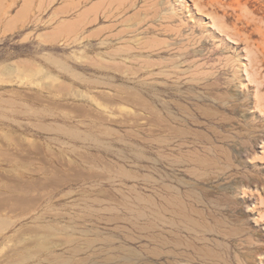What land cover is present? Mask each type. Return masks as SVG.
I'll return each mask as SVG.
<instances>
[{
    "label": "rangeland",
    "instance_id": "rangeland-1",
    "mask_svg": "<svg viewBox=\"0 0 264 264\" xmlns=\"http://www.w3.org/2000/svg\"><path fill=\"white\" fill-rule=\"evenodd\" d=\"M0 264H264V0H0Z\"/></svg>",
    "mask_w": 264,
    "mask_h": 264
}]
</instances>
